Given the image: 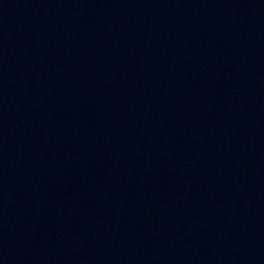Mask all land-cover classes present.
I'll list each match as a JSON object with an SVG mask.
<instances>
[{
	"label": "water",
	"instance_id": "obj_1",
	"mask_svg": "<svg viewBox=\"0 0 264 264\" xmlns=\"http://www.w3.org/2000/svg\"><path fill=\"white\" fill-rule=\"evenodd\" d=\"M0 264H264V0H0Z\"/></svg>",
	"mask_w": 264,
	"mask_h": 264
}]
</instances>
